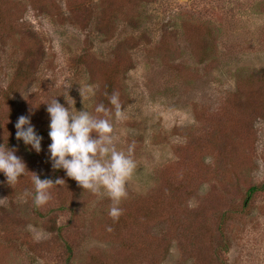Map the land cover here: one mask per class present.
Listing matches in <instances>:
<instances>
[{
  "label": "rangeland",
  "instance_id": "obj_1",
  "mask_svg": "<svg viewBox=\"0 0 264 264\" xmlns=\"http://www.w3.org/2000/svg\"><path fill=\"white\" fill-rule=\"evenodd\" d=\"M113 92L136 162L115 221L51 167L46 111ZM0 143L27 169L0 173V264H264V0H0ZM34 174L64 180L40 207Z\"/></svg>",
  "mask_w": 264,
  "mask_h": 264
},
{
  "label": "clouds",
  "instance_id": "obj_2",
  "mask_svg": "<svg viewBox=\"0 0 264 264\" xmlns=\"http://www.w3.org/2000/svg\"><path fill=\"white\" fill-rule=\"evenodd\" d=\"M81 96L83 93L80 91ZM65 97V96H64ZM67 107L53 99L47 102L49 114L48 158L53 169H63L67 177L74 179L85 191L107 197L111 206L108 215L115 221L121 214L119 207L126 198V185L132 179L136 162L132 157L134 145L127 150H118L113 121L124 118L122 104L117 92L108 96L111 110L103 103L94 107V113L84 109L77 111L73 100L66 98ZM75 109V110H73ZM16 138L36 153L41 152L40 136L27 116H20L16 123ZM24 161L15 155V150L0 143V173L11 187L25 174ZM63 179H41L34 174L33 203L40 207L50 199L49 189L53 184H62ZM111 230L110 228L108 229Z\"/></svg>",
  "mask_w": 264,
  "mask_h": 264
},
{
  "label": "trees",
  "instance_id": "obj_3",
  "mask_svg": "<svg viewBox=\"0 0 264 264\" xmlns=\"http://www.w3.org/2000/svg\"><path fill=\"white\" fill-rule=\"evenodd\" d=\"M258 189H259V188H258L257 186H253V187H251L250 190H249V192H248L249 197L252 196V194H253L256 190H258Z\"/></svg>",
  "mask_w": 264,
  "mask_h": 264
}]
</instances>
